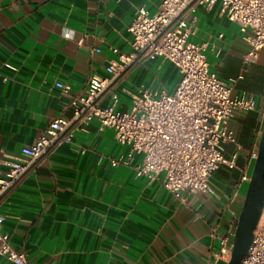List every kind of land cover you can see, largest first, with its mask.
I'll list each match as a JSON object with an SVG mask.
<instances>
[{
    "label": "crops",
    "instance_id": "crops-1",
    "mask_svg": "<svg viewBox=\"0 0 264 264\" xmlns=\"http://www.w3.org/2000/svg\"><path fill=\"white\" fill-rule=\"evenodd\" d=\"M159 3L0 0V156L35 144L56 117H70L71 98L85 94L89 77L106 73L116 58L110 45L131 51L128 28L137 9L154 13ZM188 20L201 39L215 41L207 50L211 70L222 79L242 76L236 92L252 93L264 108V48L249 56L219 4L210 12L198 5ZM164 70L179 82L175 66ZM121 107H129L124 96ZM263 123L259 109L236 112L230 122L242 146L239 164L249 174L253 162L244 157L256 147ZM233 149L227 144L228 153ZM129 151L96 119L75 132L0 202L12 246L36 264H226L248 186L242 174L221 167L209 193L180 200L158 179L138 174L141 154L129 165L111 164ZM0 264L10 263L0 257Z\"/></svg>",
    "mask_w": 264,
    "mask_h": 264
},
{
    "label": "built area",
    "instance_id": "built-area-1",
    "mask_svg": "<svg viewBox=\"0 0 264 264\" xmlns=\"http://www.w3.org/2000/svg\"><path fill=\"white\" fill-rule=\"evenodd\" d=\"M216 4L238 26L249 56L255 57L264 48V0H160L154 13L137 9L128 28L131 51L121 53L110 45L116 58L109 61L106 73L89 77L85 94L71 98L72 115L56 117L35 144L22 147L17 154H1L0 169L5 170L0 176V202L42 159L70 143L75 132L86 131L94 119L101 128L113 129L118 143L130 147L126 156L111 160L114 167L129 165L134 154H141L143 159L135 167L138 174L158 179L177 199L209 193L211 180L221 167L238 170L249 182L247 166L239 164L242 146L230 122L236 112L257 109L264 118V108H259L252 93L236 92L242 76L222 79L211 70L207 50L215 41L201 39L188 20L198 5L210 12ZM167 65L175 66L180 74L173 93L162 83L154 89L130 83L135 71L153 73ZM56 85L70 90L68 83ZM123 96L129 101L127 109L121 107ZM258 142L244 162L254 163ZM227 144L234 146L231 153ZM4 219L0 212V257L10 264H36L12 246L2 229ZM231 249L232 245L228 260ZM241 264H264V210Z\"/></svg>",
    "mask_w": 264,
    "mask_h": 264
},
{
    "label": "water",
    "instance_id": "water-1",
    "mask_svg": "<svg viewBox=\"0 0 264 264\" xmlns=\"http://www.w3.org/2000/svg\"><path fill=\"white\" fill-rule=\"evenodd\" d=\"M264 210V123L258 142L257 157L233 235L230 259L226 264H241L248 255L254 232Z\"/></svg>",
    "mask_w": 264,
    "mask_h": 264
},
{
    "label": "rangeland",
    "instance_id": "rangeland-1",
    "mask_svg": "<svg viewBox=\"0 0 264 264\" xmlns=\"http://www.w3.org/2000/svg\"><path fill=\"white\" fill-rule=\"evenodd\" d=\"M136 82H138L139 84H144L146 87H149L150 89H154L158 83H162L165 86V88H167V91L169 93H173L176 88V85L178 84V75L173 76L170 80V75L168 76L167 70H164V69L162 71H154L153 73H148L144 71L143 72L135 71L131 75L130 83L132 84ZM129 87L132 88V86H129ZM253 166H254V163H253ZM253 166H252V169H253ZM252 169H251V172H252ZM251 172H250V175H251Z\"/></svg>",
    "mask_w": 264,
    "mask_h": 264
}]
</instances>
